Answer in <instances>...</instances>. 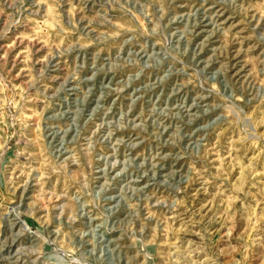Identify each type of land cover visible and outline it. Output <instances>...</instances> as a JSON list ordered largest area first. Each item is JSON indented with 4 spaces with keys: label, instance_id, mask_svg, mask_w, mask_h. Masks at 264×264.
I'll return each mask as SVG.
<instances>
[{
    "label": "rangeland",
    "instance_id": "1",
    "mask_svg": "<svg viewBox=\"0 0 264 264\" xmlns=\"http://www.w3.org/2000/svg\"><path fill=\"white\" fill-rule=\"evenodd\" d=\"M0 264H264V0H0Z\"/></svg>",
    "mask_w": 264,
    "mask_h": 264
},
{
    "label": "bare ground",
    "instance_id": "2",
    "mask_svg": "<svg viewBox=\"0 0 264 264\" xmlns=\"http://www.w3.org/2000/svg\"><path fill=\"white\" fill-rule=\"evenodd\" d=\"M70 108V107H69ZM63 115V114H62ZM55 133V132H54ZM56 136V135H55Z\"/></svg>",
    "mask_w": 264,
    "mask_h": 264
}]
</instances>
